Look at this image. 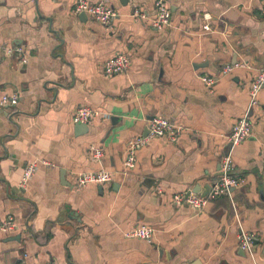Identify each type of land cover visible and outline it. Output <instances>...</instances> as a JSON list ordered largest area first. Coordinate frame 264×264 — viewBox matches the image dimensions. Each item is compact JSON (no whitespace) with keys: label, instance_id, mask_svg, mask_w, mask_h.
Returning a JSON list of instances; mask_svg holds the SVG:
<instances>
[{"label":"crops","instance_id":"obj_1","mask_svg":"<svg viewBox=\"0 0 264 264\" xmlns=\"http://www.w3.org/2000/svg\"><path fill=\"white\" fill-rule=\"evenodd\" d=\"M89 1L119 12L112 27L77 13L76 0H0V97L20 94L0 113V223H15L0 231V264H264V87L253 133L234 151L242 184L232 199L203 211L173 205L176 193L207 195L220 175L264 68V0H165L163 29L152 24L157 0ZM17 47L24 55L9 53ZM122 54L129 69L104 75ZM227 65L235 68L222 75ZM202 76L218 79L208 87ZM81 106L100 113L86 133L73 122ZM156 116L181 125V137L152 140L122 175L127 142ZM99 170L113 182L75 187V174ZM142 225L156 230L153 243L125 237ZM242 230L255 238L254 258L240 247Z\"/></svg>","mask_w":264,"mask_h":264},{"label":"built area","instance_id":"obj_2","mask_svg":"<svg viewBox=\"0 0 264 264\" xmlns=\"http://www.w3.org/2000/svg\"><path fill=\"white\" fill-rule=\"evenodd\" d=\"M157 14L152 20L154 27L163 29L170 25L172 12L168 7L165 0L156 1ZM75 10L77 13H86L93 21L101 24L105 27H112L114 22L119 16V12L111 8L105 1H99L97 3H91L89 0H76ZM136 18L143 19L144 16L139 11H135ZM205 24L203 30L207 33L212 32L210 25L209 15H204ZM17 52L23 54V48L17 47L15 49H9V53ZM22 61L26 62V58L22 56ZM130 67V59L128 55L122 54L114 58L107 60L103 65V73L106 76L120 75L123 74ZM235 66L227 65L222 75L232 73ZM218 77L202 76V82L208 87H212ZM264 87V68L261 69L252 83L249 91L250 101L248 109L238 122H236L232 128L231 134L228 137V150L222 156L220 161V175L217 181L212 185L211 191L207 195H200L191 191L185 193H176L173 196V205L175 207L189 206L198 211H203L209 202L220 196H226L230 199L233 197V191L242 184V180L234 175V151L240 146L246 139L251 137L253 133V122L251 113L253 109L258 106L259 93ZM20 101V94H5L0 97V113L4 110L14 109L18 106ZM100 113L91 109L90 107L81 106L79 107L74 115L73 122L75 124H88L92 119L98 117ZM149 132L145 136H137L131 138L126 145L125 158L123 161L122 175L128 174L134 170L138 163L139 152L152 140L160 138H168L171 142H177L181 137L184 128L176 123H173L164 116H156L148 121ZM91 153L96 159H101L104 156V151L101 148L91 147ZM45 164L51 166L44 162ZM37 171V164L33 163L29 165L23 174L21 186L25 188L28 181L33 177ZM75 177V187L82 189L88 185H99L104 186L113 182V173L105 170H99L94 172H83L77 173ZM15 229V223L12 218L0 223V231L8 232ZM156 236V230L149 226H138L125 234L126 238L130 239H141L148 243H153ZM240 247L243 251L248 252L249 255L254 258L253 245L255 242L254 236L242 230L238 235Z\"/></svg>","mask_w":264,"mask_h":264},{"label":"water","instance_id":"obj_3","mask_svg":"<svg viewBox=\"0 0 264 264\" xmlns=\"http://www.w3.org/2000/svg\"><path fill=\"white\" fill-rule=\"evenodd\" d=\"M84 16L87 17V14L86 13H83V17ZM87 129H88V124H77L76 125V130L77 131H80V132H83V133L85 132L86 133ZM263 194H264V192H263ZM8 240H10V241H12V240H20V237H11Z\"/></svg>","mask_w":264,"mask_h":264}]
</instances>
